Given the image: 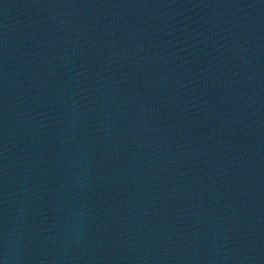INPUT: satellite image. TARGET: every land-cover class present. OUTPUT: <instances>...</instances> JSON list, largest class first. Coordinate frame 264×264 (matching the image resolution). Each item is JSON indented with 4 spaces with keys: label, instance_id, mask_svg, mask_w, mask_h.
I'll use <instances>...</instances> for the list:
<instances>
[{
    "label": "water",
    "instance_id": "1",
    "mask_svg": "<svg viewBox=\"0 0 264 264\" xmlns=\"http://www.w3.org/2000/svg\"><path fill=\"white\" fill-rule=\"evenodd\" d=\"M0 264H264V0H0Z\"/></svg>",
    "mask_w": 264,
    "mask_h": 264
}]
</instances>
